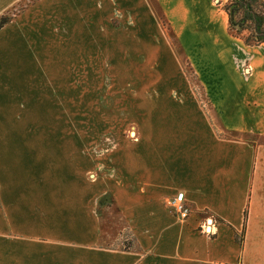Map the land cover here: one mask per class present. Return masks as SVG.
Instances as JSON below:
<instances>
[{"label":"rangeland","instance_id":"rangeland-1","mask_svg":"<svg viewBox=\"0 0 264 264\" xmlns=\"http://www.w3.org/2000/svg\"><path fill=\"white\" fill-rule=\"evenodd\" d=\"M160 1L162 11L153 0H24L10 10L14 21L0 31V74H8L7 82L0 78V124L8 122L7 128L0 125V139L40 144L31 145L39 153L34 160L28 150L22 161L0 159V186L18 177V164L39 170L41 179L56 176L59 184L66 178L73 185L94 186L110 175L111 169L102 167L105 160L131 147L140 153L146 136L192 140L188 126L197 118L209 124L213 140L240 139L223 127L214 100L224 101L227 89L244 88V104L256 107L250 90L264 81V44L247 47L230 32L223 11L228 0ZM181 40L195 41V47L183 49ZM216 93L222 96L212 98ZM221 106L218 112L225 114ZM182 122L181 132L176 126ZM169 199L164 207L185 223L190 216L177 218ZM103 216V230L116 236L117 229L108 224L118 215L112 212L110 221ZM191 220L209 253L219 219L203 210ZM234 240L244 243V229ZM110 244L135 247L128 231Z\"/></svg>","mask_w":264,"mask_h":264},{"label":"crops","instance_id":"crops-1","mask_svg":"<svg viewBox=\"0 0 264 264\" xmlns=\"http://www.w3.org/2000/svg\"><path fill=\"white\" fill-rule=\"evenodd\" d=\"M22 1L0 0V16ZM153 1L157 9H164L160 0ZM189 44L181 40L180 45L195 47V41ZM4 75L0 78L7 82L8 74ZM253 86V109L244 104V88L211 96L224 97L213 99L214 108L223 127L241 135L236 141L213 140L209 124L197 118L188 126L195 135L192 140L146 136L140 153L131 147L128 153L105 160L102 167L111 169L110 175L91 187L73 185L66 178L59 184L56 176L41 179L39 170L31 166L26 171L18 164V177L0 186V264H202V259L208 260L203 264H236L239 258L241 264H264V81ZM222 103L225 114L218 112ZM184 112L179 113L187 121ZM184 122L176 126L178 131ZM0 125L7 128L8 122ZM0 144L2 161H22L24 150L32 151L33 160L39 155L31 145L40 141L2 138ZM15 144L19 146L12 149ZM177 193L184 194L190 210L183 224L162 203ZM203 210L220 222L209 253L201 248L191 223ZM112 212L118 216H111L108 225L117 229L116 236L128 231L134 248L110 247L116 236L103 230L101 217L105 214L110 221ZM241 228L244 243L239 246L234 234Z\"/></svg>","mask_w":264,"mask_h":264},{"label":"trees","instance_id":"trees-1","mask_svg":"<svg viewBox=\"0 0 264 264\" xmlns=\"http://www.w3.org/2000/svg\"><path fill=\"white\" fill-rule=\"evenodd\" d=\"M223 11L230 32L240 37L245 46L264 44V0H228ZM8 14L0 16V29L12 20ZM245 217L246 214L243 227Z\"/></svg>","mask_w":264,"mask_h":264},{"label":"built area","instance_id":"built-area-1","mask_svg":"<svg viewBox=\"0 0 264 264\" xmlns=\"http://www.w3.org/2000/svg\"><path fill=\"white\" fill-rule=\"evenodd\" d=\"M169 207L174 211L177 218L185 220L190 215L189 208L184 204L183 193L176 194L173 198L168 200ZM212 220H208V226H211ZM213 227V226H212ZM212 227H208L207 233H211Z\"/></svg>","mask_w":264,"mask_h":264}]
</instances>
